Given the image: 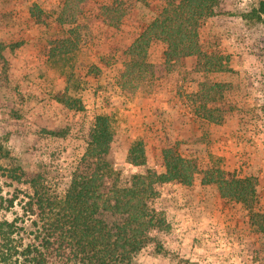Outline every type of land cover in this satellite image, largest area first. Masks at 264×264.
Wrapping results in <instances>:
<instances>
[{"label": "rangeland", "instance_id": "obj_1", "mask_svg": "<svg viewBox=\"0 0 264 264\" xmlns=\"http://www.w3.org/2000/svg\"><path fill=\"white\" fill-rule=\"evenodd\" d=\"M64 1L0 0V142L9 153L1 163L18 165L24 179L3 178V197L14 188L31 191L26 181L36 175L62 195L95 116L106 114L121 179L162 172L165 147L197 163L190 187L159 186L155 203L170 228L161 252L148 247L141 264H264V232L250 211L201 181L215 166L250 176L255 208L264 210V24L251 15L258 0H217L203 19L198 43L214 64L195 56L167 64L166 44L152 38V74L133 90L119 84L126 49L164 0H119L117 26L105 20L107 0H77L79 41L61 70L49 49L67 34L56 20ZM135 141L144 149L141 166L127 161ZM19 210L0 205V217Z\"/></svg>", "mask_w": 264, "mask_h": 264}, {"label": "trees", "instance_id": "obj_2", "mask_svg": "<svg viewBox=\"0 0 264 264\" xmlns=\"http://www.w3.org/2000/svg\"><path fill=\"white\" fill-rule=\"evenodd\" d=\"M77 0H65L56 20L68 26L67 34L50 44L49 58L64 62L77 48L80 25ZM217 0H164L159 12L149 21L126 49L127 60L120 73V86L133 90L152 74L147 50L152 38L166 44L165 63L195 56L214 64L201 50L198 30L205 17L214 14ZM119 0L103 4L106 22L117 26L121 15ZM38 8L32 15H38ZM251 15L264 24V0L252 8ZM39 18V16L37 17ZM221 59V58H220ZM214 67L209 68H217ZM198 95V93L196 94ZM112 131L106 114H97L83 154L71 171L62 195L49 188L38 176L26 183L31 191H12L2 195V183L24 182L20 167L5 166L9 153L0 142V205L19 211L0 217V264H141V254L152 248L163 249L162 237L170 228L155 199L163 183L193 184L196 160L174 147L162 149L164 170L146 169L124 180L114 167L110 154ZM127 161L145 163L142 143L135 141L127 152ZM203 184H214L220 196L242 203L251 213L254 225L264 232V210L256 209V187L252 177H240L219 166L204 170ZM150 251V249H149ZM176 264H186L177 261Z\"/></svg>", "mask_w": 264, "mask_h": 264}]
</instances>
